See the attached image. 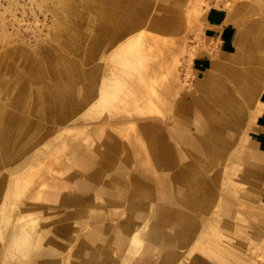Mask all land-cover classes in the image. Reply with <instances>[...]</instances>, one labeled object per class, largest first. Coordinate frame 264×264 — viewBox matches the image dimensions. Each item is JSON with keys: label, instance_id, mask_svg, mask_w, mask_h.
Masks as SVG:
<instances>
[{"label": "rangeland", "instance_id": "obj_1", "mask_svg": "<svg viewBox=\"0 0 264 264\" xmlns=\"http://www.w3.org/2000/svg\"><path fill=\"white\" fill-rule=\"evenodd\" d=\"M0 264H264V0H0Z\"/></svg>", "mask_w": 264, "mask_h": 264}]
</instances>
